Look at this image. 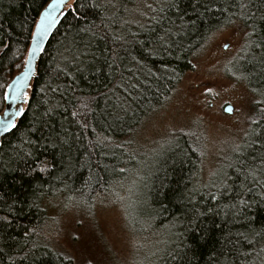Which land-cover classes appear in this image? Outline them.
Listing matches in <instances>:
<instances>
[{"label": "trees", "instance_id": "obj_1", "mask_svg": "<svg viewBox=\"0 0 264 264\" xmlns=\"http://www.w3.org/2000/svg\"><path fill=\"white\" fill-rule=\"evenodd\" d=\"M123 2L129 8L139 6L140 10H145L144 2L139 0ZM217 2L230 12L237 11L231 7L235 0ZM145 3L155 6V0ZM43 4L44 0H0V24L3 25L0 40L8 45L7 48L0 45V113L5 105L2 93L23 69L31 42L30 34L34 31L33 21L38 20ZM191 4L192 0H181V8L189 12ZM250 7L253 11L264 10V0H250ZM228 15L229 12L208 13L204 20L198 21L195 29L182 38L183 51L176 49L171 55L146 57L143 62L155 73L147 78L139 72L135 76L127 72L124 64L135 72V66L128 60L121 64L120 71L112 70L111 75L110 70L103 66L98 74L71 71L68 63L71 49L81 37L74 29L69 31L70 17L59 25L40 60L26 111L17 128L5 136L0 145V215L8 214L9 205L15 208L13 225L6 229L5 243L0 245L5 250L0 254V264H13L9 256L14 258L15 264H28L20 260L22 253L16 250L18 244L24 243L29 247L32 244L37 246L36 254L42 260L35 264H69V257L54 248L46 238L45 231L51 223L49 200L58 205L65 199H74L89 208L90 203L110 194L127 177L132 171L135 155L134 136L128 139L140 129L147 117L167 102L185 73L192 70L188 61L193 62L202 50L200 45L209 29L226 22ZM125 18L133 17L125 14ZM237 24L244 27L239 19ZM131 27L136 30L134 24ZM97 43L104 47L102 42ZM262 69L264 65L259 63L247 66L250 77L245 84L249 92L253 88H264ZM121 73L128 79L121 81ZM133 83L135 88L128 86ZM80 100L87 101L89 106L79 109L83 115L73 117L71 113L79 108ZM49 109L54 111L45 115ZM53 126L56 131L66 130L71 149L41 151V157L53 165L51 174L28 175L31 158L26 156V152L36 151L28 140L39 136V132L33 129L43 128L47 132ZM185 136L174 139L159 153L148 188V210L138 214L149 228L165 230L166 235L169 229L173 230L170 232L172 241L153 264L259 262V253L264 250V190L257 187V195L246 196L250 206L240 214L223 206L230 202L228 197L213 201L208 194L209 187H200L196 183L200 163V155L196 151L198 144ZM251 140H256L257 144L244 148L245 158L249 160L258 154L257 146L264 144V121L259 126L252 124L245 142ZM236 157L237 153L233 154L230 163ZM227 171L236 180L233 170L229 168ZM193 189L199 191L194 193L195 199L189 203L188 197L193 195ZM193 205L204 215L189 224ZM209 208L213 211L209 212ZM136 223L139 224L138 221ZM34 227L40 235H23L26 229ZM9 236L14 239H9ZM46 252L48 255L45 257L43 254ZM57 256L68 258L60 260Z\"/></svg>", "mask_w": 264, "mask_h": 264}, {"label": "snow or ice", "instance_id": "obj_2", "mask_svg": "<svg viewBox=\"0 0 264 264\" xmlns=\"http://www.w3.org/2000/svg\"><path fill=\"white\" fill-rule=\"evenodd\" d=\"M41 7L42 11L38 13V21H33L35 30L30 34L32 44L28 51V58L24 62L25 71L17 77L12 85L8 86L9 89L16 90V95L13 96L10 91L2 93L3 99L8 101L9 105L15 104L17 101L23 103L30 99L27 92L22 90L21 85L32 72V58L38 50L43 51L40 47L43 36L48 35L50 29L59 26L69 17V31L74 29L76 34L81 37L79 43L74 42V47L71 49V57L68 60L71 71L78 73L91 71L98 74L102 71L103 66L110 70L109 75H111L112 70L120 71L121 64L128 60L135 66V72L133 68L124 64L127 72L133 76L139 72L147 78L154 76L155 73L143 62L146 57L171 55L176 49L183 51L182 38L197 27L198 21L204 20L208 13L229 12L225 18L226 22L209 29L208 35L203 38L204 42L200 45L201 49H207L215 44L213 51L220 50L227 53L223 57L222 66L225 68L229 83L208 85L201 82L196 90L201 95L216 94L213 93V87L230 90L236 88L237 85H243L245 90L240 92L239 102L236 105H226L223 112L229 116L237 112L247 114L246 119L257 126L264 121V88L259 90L253 88L249 94L245 84V81L250 77L247 66L256 63L264 65V10L253 11L250 7V0L249 2L235 0L231 7L237 9L236 12H230L229 9L220 7L217 0H192L191 12L181 8V0H155V6L153 3H144L143 8L146 11L140 10L139 6L129 8L123 0H44ZM125 14L133 18L126 19ZM135 17H139V19ZM237 19L243 22V29L237 27ZM133 24L136 27L135 31L131 27ZM2 28L3 25L0 24V29ZM239 32L242 34L238 36ZM97 42H102L104 47H99ZM0 45L4 48L8 47L3 40H0ZM134 52L137 54L134 55ZM201 55L203 53L196 55L197 62ZM210 55L211 53H209ZM188 63L193 69L197 68V63H193L191 60ZM210 63L215 65L216 60H210ZM127 79L121 73V81ZM138 80L139 77H137ZM128 86L135 88L136 84ZM207 103L209 101H205V104ZM78 104L79 108L71 113L73 117L83 115L79 109H87L89 106L88 102L83 100L78 101ZM53 111V109H49L45 115ZM17 115H24V109L18 107L16 112H6L5 118L0 119V128L3 129L5 135L17 128L15 119H8V117ZM199 119L200 117L197 116V120ZM33 131L39 132V136L35 140L31 138L28 140V144L33 146L36 151L26 152V156L31 158L27 174L50 175L53 165L47 158L41 157V151L56 148L63 152L65 147L70 150L71 144L65 134L66 130L56 131L53 126L51 131L45 132L43 128H34ZM246 135L248 134L246 133ZM256 144V140H251L246 141L243 148L237 145L233 149L237 153L236 160L226 165L225 168L212 172V179L207 186L210 189L208 194L213 201L219 197H228L230 202L223 206L234 210L235 214L242 213L250 206L249 201L245 199L246 196L257 195L255 191L257 187L264 190V144L257 146L258 154L251 160L245 158L244 155V148H251ZM229 168L233 170L236 180H233L226 170ZM230 181L232 182L230 183ZM211 189H215V191H211ZM192 191L193 195L188 197L189 203L194 201V193L199 189ZM217 207L220 205L218 204ZM191 211L192 217L188 220L189 224H193L195 219L204 215L195 205ZM208 211L211 212L213 209L209 208ZM14 213L15 208L13 205H9L8 214L0 215V245L5 243L6 229L13 225ZM23 235L25 237L35 236L40 235V232L34 227L26 229ZM51 235L52 233H48L46 238ZM8 238L14 239L11 236ZM36 248L35 244L29 247L27 243L16 246V250L22 253L19 257L20 260L28 262V264H35L36 261L42 260V257L36 254ZM4 252V247L0 246V254H4ZM43 255L46 257L48 253ZM56 258L63 260L68 257L57 256ZM9 260L15 264L13 257L9 256Z\"/></svg>", "mask_w": 264, "mask_h": 264}, {"label": "rangeland", "instance_id": "obj_3", "mask_svg": "<svg viewBox=\"0 0 264 264\" xmlns=\"http://www.w3.org/2000/svg\"><path fill=\"white\" fill-rule=\"evenodd\" d=\"M237 27L243 29L239 24ZM213 49L215 44L199 52L203 53L199 62L196 58L193 61L197 68L185 73L167 102L128 139L134 136L132 171L110 194L94 200L89 208L74 199H65L58 205L49 200L51 223L45 233H52V246L69 257V264H153L173 237L172 229L166 235L165 230L149 228L138 216L148 210V188L159 153L184 135L198 144L196 183L203 187L210 184L212 172L230 163L237 145L243 148L252 124L246 119L247 114L237 112L229 116L223 108L239 102L244 86L230 90L213 87L216 94L205 95L196 90L201 82L229 83L222 66L227 53ZM210 60H216V64ZM259 254V262L253 264H264V250Z\"/></svg>", "mask_w": 264, "mask_h": 264}, {"label": "water", "instance_id": "obj_4", "mask_svg": "<svg viewBox=\"0 0 264 264\" xmlns=\"http://www.w3.org/2000/svg\"><path fill=\"white\" fill-rule=\"evenodd\" d=\"M39 19V18H38ZM38 21V20H37ZM61 24V23H60ZM59 24V25H60ZM59 26H54L52 29L49 30V33L48 35L46 36H43V39H42V43L40 45V47L43 49V51H37L36 55L32 58L33 60V65H32V72L31 74L27 77L26 81L22 83L21 87H22V90L23 91H26L28 96L30 97V94H31V91H32V88H33V84H34V81L37 77V74H38V67H39V63H40V60L44 54V51L50 41V39L52 38L53 34L55 33L56 29L58 28ZM35 30V28H34ZM31 44H32V40L30 42V46H29V49L31 47ZM28 49V51H29ZM28 58V53H27V57H26V60ZM25 60V61H26ZM25 71V68L23 66V69L22 71L17 74L11 81L10 83L7 85L6 87V90L5 91H10L12 93L13 96L16 95V90L15 89H9L8 86L9 85H12L13 82L17 79V77H19L21 75V73H23ZM29 103V100L28 101H25L23 103H20L19 101H17V103L15 104H11L9 105L8 101H5V107H4V110L0 113V119H4L5 118V113L6 112H16L17 111V108H23L24 109V113L26 111V107ZM227 114V113H226ZM23 116V115H22ZM22 116H15V117H8V119H15L16 123H18L20 121V119L22 118ZM10 133V132H9ZM7 133V135L9 134ZM3 133V129L0 128V145L2 143V140L5 136H7Z\"/></svg>", "mask_w": 264, "mask_h": 264}, {"label": "bare ground", "instance_id": "obj_5", "mask_svg": "<svg viewBox=\"0 0 264 264\" xmlns=\"http://www.w3.org/2000/svg\"><path fill=\"white\" fill-rule=\"evenodd\" d=\"M4 107H5V105H4Z\"/></svg>", "mask_w": 264, "mask_h": 264}]
</instances>
